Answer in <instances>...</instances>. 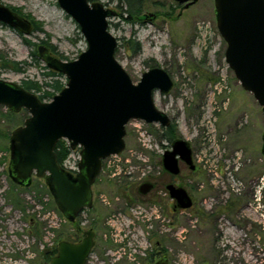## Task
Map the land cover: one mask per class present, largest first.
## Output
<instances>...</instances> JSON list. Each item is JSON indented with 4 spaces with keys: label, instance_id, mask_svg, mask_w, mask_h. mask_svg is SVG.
Returning <instances> with one entry per match:
<instances>
[{
    "label": "rangeland",
    "instance_id": "1",
    "mask_svg": "<svg viewBox=\"0 0 264 264\" xmlns=\"http://www.w3.org/2000/svg\"><path fill=\"white\" fill-rule=\"evenodd\" d=\"M96 1L120 11L117 2ZM144 1L143 14L153 16L133 25L114 15L109 28L120 43L116 58L134 82H139L151 68L149 62L167 70L173 79L169 93L156 91L154 96L157 107L177 125L176 138L186 139L192 146L197 170L193 172L183 165V172L188 173L187 188L199 199L205 193L211 196L213 189L220 192L232 189V199L256 201L255 189L264 175V114L226 61L227 43L217 26L215 0H199L188 8L175 0ZM0 2L18 9L39 27L26 37L38 44L44 40L54 45L57 54L68 61L77 59L86 49L78 24L58 0ZM134 35L141 44L136 53L123 39ZM30 50L16 30L0 24V78L18 84L23 79L43 81L46 71L42 68L46 65L43 60L40 66H29L24 72L12 68L13 61H32ZM27 116L28 111L11 114L7 107L0 106V264H50L44 250L58 244L55 230L73 231L51 193L43 190L44 179L34 176L29 187H21L9 175L10 135ZM162 127L132 119L126 125L125 150L104 159L92 187L94 205L90 212L85 210L79 215L87 230L92 218L97 222L94 229L97 256L102 259L109 249L113 252L118 249L121 260H125L121 264H135L131 259L134 257L143 264L142 257L161 236L173 264H216V261L264 264V220L260 222L263 217L255 211L248 212L247 233L238 232L231 220L222 219L218 228L223 236L216 244V233L209 226L203 229L194 210L187 218L181 213L173 215L172 224L164 227L155 217L159 199L154 196L139 199L137 188L146 179L155 178L162 183L168 178L161 169L162 155L172 143L159 136ZM71 151L64 164L70 170H78L80 148ZM126 184L134 188L131 191L136 195L131 194L129 204L117 191ZM155 193L163 199L159 203L166 209L165 202L169 199L165 189L160 186ZM211 205L205 204L208 208ZM262 209L263 206L259 211ZM154 231L158 233L155 240ZM123 240L125 245L118 244Z\"/></svg>",
    "mask_w": 264,
    "mask_h": 264
},
{
    "label": "water",
    "instance_id": "2",
    "mask_svg": "<svg viewBox=\"0 0 264 264\" xmlns=\"http://www.w3.org/2000/svg\"><path fill=\"white\" fill-rule=\"evenodd\" d=\"M175 1L188 8L199 0ZM58 4L78 24L87 44L72 61L52 54L45 44L38 45L39 56L65 75L66 86L50 101H43L21 84L0 78V106L29 113L10 135L8 171L12 181L27 186L34 176L44 179L59 211L69 222H75L80 213L93 206L92 186L104 159L125 150L126 125L132 119L163 127L171 124L170 116L157 107L154 94L169 93L174 82L167 70L157 66L145 71L139 82L132 80L115 55L118 39L109 28L114 10L96 0H58ZM215 10L219 32L227 43L226 61L264 114V0H215ZM0 23L24 36L33 30L27 18L2 2ZM61 139H66L71 149L80 148L77 174L59 162L56 146ZM262 140L264 153V134ZM180 160L192 170L196 168L190 142L176 138L162 155L163 167L178 174ZM152 187L145 182L139 191L147 193ZM167 188L180 208L192 206L184 188ZM94 237L95 232L87 230L81 241H59L50 264H85ZM150 264L170 263L163 258Z\"/></svg>",
    "mask_w": 264,
    "mask_h": 264
},
{
    "label": "flooded vegetation",
    "instance_id": "3",
    "mask_svg": "<svg viewBox=\"0 0 264 264\" xmlns=\"http://www.w3.org/2000/svg\"><path fill=\"white\" fill-rule=\"evenodd\" d=\"M262 152H263V148H262ZM263 155H264V153H263ZM162 165H163V161H162ZM183 165H186L188 168H190L189 165H187L184 161L180 160L179 161L180 172L178 174L170 173L169 171L165 170L164 167L161 168L162 172L165 173L168 177L162 183H160L159 180L155 179V178L146 179L143 183L150 182L153 184V187L147 193H141L139 191V188L143 183H141L139 185V187L137 188V195H138L139 199L152 197V196H154L156 199H159L158 200L159 206L156 208L155 212H157V214L155 217H157L161 220V222H162L161 226L164 225V227H167L168 224L170 226L172 224V218L171 217L175 214L181 213L183 218H184V216L187 218L188 214H190V211L194 210L195 215H196L197 219L200 221V224L202 225L203 229H206V227L209 226V230H211V232L213 231L216 233V235H217L216 244H217V242L219 241V238H221L223 236V231L218 228V226L219 227L221 226L220 221L222 219L231 220L232 221L231 224L233 223V226L235 227V229L238 232H243V231L249 232L248 231V226H249L248 224L249 223L247 221V219H248L247 216L249 214L248 212L255 211V213L258 216L260 215L261 217H263L260 220V222H262L264 220V213H263L264 209L259 211V208H261L263 206L262 201L264 203V197L260 201H257V200L256 201H249L247 198H245L244 200H242L240 198L232 199V192H231L232 189H231V191L225 190L223 192H220L218 190L213 189L215 192L211 196L207 197L206 196L207 194L205 193V195H203L199 199L197 197L196 193L193 190L192 191L189 190L185 184L186 183L185 181L187 180L188 173L183 172ZM196 170H197V166L194 170L191 169V171H193V172H195ZM73 173L77 174V171H75ZM96 181H97V179H96ZM169 185H174L176 188H179V187L184 188L188 192L190 197L192 198V203H193L192 206L190 208H180L178 206L177 199L172 197L171 191L167 188ZM18 186H21V185H18ZM160 186H162L165 189V196H167L169 199V200H166V202H165L166 206H167L166 209H163L162 205L159 203V202H162L163 199L161 197H159L157 195V193H155L157 188ZM131 188L132 187H130L129 184L128 185L126 184V185H124V187L123 186L118 187V190H117L118 195L120 197L124 198L126 200L127 204H129V202L132 199L131 194L136 196L135 192L131 191ZM132 189H134V188H132ZM212 199H213V201H212ZM214 202H216V203H214ZM205 204H209V205L212 204V205H211V207L208 208L207 206H205ZM221 204H223V205H221ZM93 205H94V202H93ZM236 217L238 218L239 221L238 220L233 221V219ZM93 219L94 218H92L90 225H89L91 227L89 230H92V231H94V229H95V227L93 226ZM167 220H169L170 222L167 223ZM164 221H166V223H164ZM212 223L214 224V227L211 226ZM85 231H87V229H85ZM157 235H158L157 231H154L152 234V238L155 240L157 238ZM84 236H85V233L83 234V237L80 238L79 241H81L84 238ZM160 237H159V239H156L155 244L150 248V250L147 251V253L145 254V257H142V259L144 261L143 264L156 263L157 261H159L160 259H163V258L167 259L170 264H173V263H171L168 255H167L168 251H167L166 247L163 246L162 240L160 239ZM94 240H95L94 247H93L90 255L87 257L85 264H97L98 262L105 264L106 261H109L110 263H116L117 262V264H121V261L122 262L125 261V260H121V254H120L118 249L114 252L111 249H109L108 252L106 251L105 257L100 259L101 257H98L96 252H95L96 232H95ZM74 242H78V241H74ZM121 243L124 244V240L118 244H121ZM151 254H152V258H151L152 261L149 259ZM133 262L135 264H142L139 261L135 260V257L133 259ZM219 263H220L219 261H216V264H219ZM204 264H215V263L205 262Z\"/></svg>",
    "mask_w": 264,
    "mask_h": 264
},
{
    "label": "trees",
    "instance_id": "4",
    "mask_svg": "<svg viewBox=\"0 0 264 264\" xmlns=\"http://www.w3.org/2000/svg\"><path fill=\"white\" fill-rule=\"evenodd\" d=\"M90 1H95V0H90ZM113 2H117L118 7L120 8V11H115V15L119 16L123 21L129 24H140L143 23L144 20H146L145 14H143V6L145 1L144 0H111ZM11 7V6H10ZM13 10L18 12L20 15L23 16V14L16 8L11 7ZM25 17V16H24ZM26 18V17H25ZM33 25V32H36V30H39V27L35 25L31 21ZM1 24V23H0ZM80 28V27H79ZM19 33V32H18ZM31 33V34H32ZM26 45L30 47V54H31V59L32 61L28 60H23V61H13L12 62V68L16 71L19 72H24L29 66H40L43 64L42 58L38 54V43L32 41L28 37L24 36L23 34L19 33ZM125 42L127 45H130L129 48L131 51L134 53L139 52L141 50V44L139 41L135 40V35L134 37H131L129 39H125ZM119 40V39H118ZM42 44H45L48 46L50 52L62 59L64 58L63 55L57 54L56 47L54 45H51L47 43L46 41H41ZM120 46V43H118L115 55L117 56L118 53V47ZM153 61V60H152ZM150 63L151 68L156 67L155 64ZM6 66V64H5ZM42 68L46 70L43 72L44 75V80L43 81H38V80H32V79H23L21 85L26 88L29 91L40 93L38 94L39 98L41 100H51L57 93H59L67 84V78L65 75L52 67L48 65H42ZM64 78L65 81L63 82L61 79ZM24 111H27L24 109ZM9 113L14 114L15 112H12L9 110ZM28 117V116H27ZM26 117V118H27ZM25 118V119H26ZM24 119V120H25ZM23 120V122H24ZM162 133L159 135L161 138H166L169 142H173L176 139V132H177V125L174 122H171V124L168 127H162ZM71 148L69 144H67L66 140L61 139L58 141L57 146H56V153L59 159V162L61 163L62 166H64V160L68 157V155L71 153ZM31 183L27 186H21V187H29ZM46 190L48 193L49 188L46 185L45 182H43V190ZM87 211H91V209H86ZM94 221V220H93ZM97 222H93V226L95 227V224ZM67 224L73 228V231L71 233L66 232L64 233L61 230H55L58 240H70V241H79L81 234L85 233L86 227H83L81 225L80 221V216L76 219L75 222H69L67 221ZM58 252V244H56L54 247L48 248L44 250V256L47 259V261H50L51 258L56 255ZM152 254L149 257L151 260ZM152 261V260H151Z\"/></svg>",
    "mask_w": 264,
    "mask_h": 264
},
{
    "label": "built area",
    "instance_id": "5",
    "mask_svg": "<svg viewBox=\"0 0 264 264\" xmlns=\"http://www.w3.org/2000/svg\"><path fill=\"white\" fill-rule=\"evenodd\" d=\"M64 168L66 169V170H68V171H70L71 173H73V172H75V171H77L78 172V170H70V169H68L66 166H65V164H64ZM74 174V173H73ZM255 197H256V199H257V201H260V200H262V198L264 197V175L262 176V178H261V180H260V183L258 184V186L256 187V189H255ZM263 207H264V204H263ZM131 259H134V258H131ZM11 264H22V263H18V262H15V263H11Z\"/></svg>",
    "mask_w": 264,
    "mask_h": 264
}]
</instances>
